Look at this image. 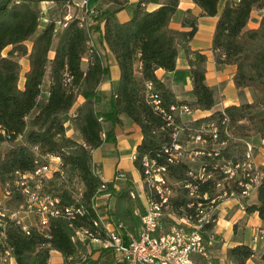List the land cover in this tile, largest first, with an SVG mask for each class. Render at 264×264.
I'll use <instances>...</instances> for the list:
<instances>
[{"label":"trees","instance_id":"1","mask_svg":"<svg viewBox=\"0 0 264 264\" xmlns=\"http://www.w3.org/2000/svg\"><path fill=\"white\" fill-rule=\"evenodd\" d=\"M43 1L0 0V185L12 192L0 207L12 211L25 200L20 188L13 183L16 171L35 170L44 163L36 161L39 156L44 159L43 156L53 154L60 157V165L44 180L43 189L59 196L62 204L80 205L81 202L86 211L75 218L72 225L63 214L51 218L48 234L35 224L26 232L15 219H8L6 243L12 247L17 264H49L52 249L61 251L68 262L79 260L86 251V244L73 238L75 227L83 225L96 230L99 214L93 199L105 192L111 193L108 213L112 221L122 222L124 229L139 225L143 205L131 179L121 182L116 189L112 181L101 177L100 165L93 157L96 148L106 141H115V127L123 122L122 115L136 122L142 130L143 137L133 160L141 175L142 161L147 156L167 163L173 181L192 179L188 174L191 163L169 162L165 151V147L174 142L175 127L180 130L176 141L183 144L202 126L215 123L217 136L203 134L207 137V147L199 157L214 176L193 181L201 194L208 192L210 197L224 191L241 194L246 211H257L264 221V165L257 167L261 174L255 183L256 199L249 201L242 193L250 179L247 173L255 172L254 166L243 165L247 160L249 138L255 135L264 138V13L257 26H248L252 10L264 8V0H226L218 16L212 39L215 60L218 64H235V86L251 87L254 93L253 100L230 104L223 109H214L218 98L206 81V54L190 46L199 15L187 9L182 18L183 28L170 26L179 0H138L133 15L124 21L118 20L117 11L125 7L128 0H99L95 8L83 4L82 16L61 18L59 25L55 16L41 22ZM53 1L63 10L73 3V0ZM194 1L201 6V14L218 13L219 0ZM149 3L159 5L149 10ZM28 40L32 42L30 48L26 44ZM9 45L11 47L7 48ZM181 47L190 65L192 100L177 98L156 73L159 67L176 68ZM109 53L120 66V77L107 94L99 90V85L110 75ZM23 55L29 59V69L21 86L19 57ZM153 93L158 94L161 106L173 115L170 123L164 112L151 102ZM80 97L82 100L77 103ZM103 101L108 103V108L102 107ZM183 103L211 112L183 120L171 110L172 104ZM66 122L73 125L76 135L67 133ZM107 123L110 127H106ZM4 143H8L6 148ZM238 161H241L239 177L225 179L220 166L224 162L235 166ZM75 178L82 186L80 191H76ZM223 178L222 186H218L217 182ZM188 193V187H176L172 203L178 215L193 211L194 198ZM220 200L218 198L216 204ZM0 219L6 220V215L0 214ZM215 225L216 221L205 225L203 235L214 233L219 240ZM0 249H4L2 243ZM254 254V248L247 243L230 246L227 250L228 258L236 264H247ZM70 255L72 259H68ZM199 257L202 264H217L214 259ZM260 258L264 264V251Z\"/></svg>","mask_w":264,"mask_h":264},{"label":"built area","instance_id":"2","mask_svg":"<svg viewBox=\"0 0 264 264\" xmlns=\"http://www.w3.org/2000/svg\"><path fill=\"white\" fill-rule=\"evenodd\" d=\"M79 1L82 5L87 3V0ZM42 20L48 21V16L45 15L43 10ZM151 102L156 109L164 112L169 123L173 120V115L165 107L161 106V100L157 93L151 94ZM171 110L180 115L183 120L188 119L187 116L194 111L187 103L172 104ZM217 130L215 123H209L208 127L202 126L198 133L190 134V138L186 143L182 144L176 141L180 130L177 129V126L175 127L173 133L174 142L172 145L166 146L165 151L168 152L169 162L185 161L191 163L192 167L188 174L192 179L173 181L168 174L167 163H161L156 158H153V161H142V164H147L150 186H157V193H152V197H157V205H150L149 200H145V192H149V190H142L136 186L139 199L143 205V214L148 215V223L145 226L144 235L130 236L122 229L120 221L116 223L107 222V228L111 230V237H104L102 233H99V237L86 238V241L88 243L98 242L102 248L112 250L115 254L112 264H133L134 255H141L142 259H146V264H198L195 259L196 254L209 257L210 248L214 244L215 234L208 232L204 236L202 229L208 223L217 221V212L207 211V204L216 203L218 198L221 199L224 196L236 195L234 192L228 194L227 191H224L218 194L217 197H210L208 192L201 194L198 190V184L193 181V179L204 181L214 176L213 171L207 170V165L201 162L199 157L206 152L207 147V137L203 134L209 133V135L216 137ZM193 142H198L200 145L192 146ZM34 148L38 149L37 146ZM43 158L39 156L36 161L40 163L50 158V161L54 163V168L50 167V162V164H39L35 170H17L13 183L20 188L25 200L18 208L12 211L0 207V212H6V220H0V243L4 245V249H0V264H17L12 247L6 243L8 219H15L26 232L30 231L32 224H35L40 231L48 234L50 219L60 216V209L77 210L84 215V205L81 202L80 205H73V203L62 204L59 196L48 193L43 189L44 180L49 176L48 173H54V170L59 168L60 157L47 154ZM132 158L133 160L136 158L134 154ZM243 165L248 168L255 167V172L252 175L247 173L250 179L245 184V189L242 192L243 195H246L249 193L251 186L254 185V188H256L253 181L257 183L261 174L260 172L257 173L258 166L254 162L253 145L250 142H248L247 160ZM214 166L216 167L217 165ZM220 169L223 171L225 179L239 177L241 161H238L235 166H231L229 162H224ZM125 177L124 171L118 170L110 181L113 182L114 187H118L117 182L125 179ZM254 177L257 178L254 180ZM224 178L217 182L218 186H222ZM239 184L241 185V179H239ZM179 185L189 188L188 195L194 198L191 206L193 205V209L201 212V222L186 223L185 225L178 222V220L184 221L183 216L178 215L173 210L172 201L176 194V187ZM5 194L8 197L12 192L11 190H6ZM103 194L111 196L110 192ZM24 214L34 216V219L29 222L24 217ZM75 233H77V236H85V234H80L76 229ZM194 234H202V243L192 244V236ZM72 258L73 255L68 257V259Z\"/></svg>","mask_w":264,"mask_h":264},{"label":"crops","instance_id":"3","mask_svg":"<svg viewBox=\"0 0 264 264\" xmlns=\"http://www.w3.org/2000/svg\"><path fill=\"white\" fill-rule=\"evenodd\" d=\"M88 3L91 0H87ZM138 0H128L125 7L117 11V18L120 21L129 19L133 13ZM226 0H219L218 13L216 15L201 14L202 8L194 0H179L177 11L170 21V26L176 29L183 28L182 18L184 12L190 9L193 14L199 15L198 17V28L193 36L190 46L192 49L200 50L207 56L206 60V81L216 91L218 102L214 106V109H223L225 106L230 104H239L244 101L253 100L254 93L251 87L237 88L235 86L233 75L236 71L235 64H218L215 60L214 52L212 49V39L215 31L216 23L219 14L221 13ZM43 7H47L44 11L49 13L50 17H54V10L52 9L55 5L53 0H45L42 2ZM87 3V4H88ZM99 4V0H95L93 5H88L89 8H95ZM158 3H149L147 8L149 10L154 9L158 6ZM264 13V8H254L251 12V16L248 21L249 27H255L259 24L260 19ZM108 61L110 64V75L106 76L99 85V90L103 93L109 94L115 82L120 77V66L112 54H108ZM29 69V62L26 66L22 67L23 81L20 85H24L25 72ZM181 70L185 71L184 77L179 76ZM157 75L166 83V85L175 93L179 99H194L192 95V77L191 70L188 61L187 54L184 48H179L177 56V64L174 70H166L163 67H159L156 70ZM210 110L194 109L192 114L187 116L188 119L198 118L201 116L208 115ZM123 122L115 127L116 139L115 141H106L102 146L96 148L93 151L94 160L100 165V175L106 180L113 179L116 168H121L126 172L136 168L134 161L130 159V154L136 151L137 145L141 142L143 134L141 127L125 115H122ZM75 133V131H74ZM69 134V133H68ZM77 134V131H76ZM71 135V134H69ZM260 152H257L258 165H264V138L257 135L249 138ZM131 147V153L122 154L120 150ZM119 156V157H118ZM101 160L109 161L110 168L107 174H104L103 164ZM256 163V164H257ZM139 172V171H138ZM140 181L137 182V187L143 190L142 175L140 173ZM138 192V191H137ZM0 203L4 202L7 196L4 194L3 188L0 185ZM254 199H256V190L254 191ZM97 203V204H96ZM112 203L111 196L99 194L93 199V204L96 206L100 218L103 223L107 225V222L112 221L108 213V207ZM27 221L34 219V216L24 214ZM219 217V218H218ZM240 218L247 219L243 226H234ZM217 220L215 225V233L220 237L217 242H221L220 246H211L210 255L216 260L217 264H236L229 260L227 256V250L230 246L247 243L253 248V236L255 235L256 228L262 227L264 229V221L259 216L258 212L248 213L242 205L239 196L232 195L228 198H222L217 207ZM264 242V241H263ZM255 250V248H254ZM264 251L256 252L247 260V264H262L260 255ZM115 258V254L112 250L102 248L98 242H90L86 244V251L82 252L79 260L74 262H68L65 256L58 249H52L50 252L49 264H88L93 259L92 264H112Z\"/></svg>","mask_w":264,"mask_h":264},{"label":"rangeland","instance_id":"4","mask_svg":"<svg viewBox=\"0 0 264 264\" xmlns=\"http://www.w3.org/2000/svg\"><path fill=\"white\" fill-rule=\"evenodd\" d=\"M94 1L95 0H91L89 3H88V1H87V3H88V5H93V3H94ZM43 4V3H42ZM43 6V5H42ZM81 6H82V4H81V2L79 1V0H73V3L72 4H69L67 7H66V9L65 10H63V8H62V6L59 4V3H56L55 5H53V7H52V9L54 10V15H55V17H58V21H57V24L59 25L60 23H61V18H62V20H67V19H69L70 17H72V16H74V15H78V16H82V13H81ZM47 7H43V9L45 10ZM48 9V8H47ZM43 10V11H44ZM64 11V12H63ZM45 12V11H44ZM45 15L46 16H48V17H50L49 16V13H46L45 12ZM41 22H43V23H45L46 21H42L41 20ZM31 41L30 40H28V41H26V44H27V46H28V48H30V46H31ZM11 47V45H9L7 48H10ZM5 52H6V50H5ZM19 60H20V62H21V66L23 67L24 65L26 66V64H27V62H29V59H28V57H27V55H23V56H21V57H19ZM85 64H86V59L84 58V61H83V66H85ZM184 75H185V71L184 70H181V72L179 73V76H181V77H184ZM20 81H21V83H22V81H23V74H21V77H20ZM47 85H48V82H47V79H46V82L44 83V89L46 90V88H47ZM45 90H44V92H43V95L44 96H46L47 95V92H45ZM81 100H82V98L80 97L79 99H78V101H77V103H80L81 102ZM107 100V99H106ZM102 107L103 108H108V103L107 102H105V101H103V103H102ZM192 114V113H191ZM66 127H67V133H69V134H71V135H76V130H75V128L73 127V125L70 123V122H66ZM106 127H110V123H107L106 124ZM74 131H75V133H74ZM197 145H200L198 142H193L192 143V146H197ZM252 145H253V157H254V162L255 163H257V161H258V158H257V152H260L259 150H258V147H256L253 143H252ZM4 146H5V148L8 146V143H4ZM131 151H132V148L131 147H128V148H125L124 150H120V153H121V155L124 153V154H129V153H131ZM135 151H133L131 154H130V159L131 160H133V158H132V155H133V153H134ZM263 154V157H264V153H262ZM119 157V156H118ZM43 162L44 163H47V164H50V158L49 159H45V160H43ZM102 164H103V169H104V174H107V171L109 170V168H110V164H109V161H107V160H101L100 161ZM54 163L53 162H51V165H50V167L51 168H54V165H53ZM257 166H259L258 165V163L256 164ZM100 170V169H99ZM118 170H122L121 168H116V171H115V174L117 173V171ZM124 171V173H125V175H126V177H125V179L123 180H119L118 182H117V185H118V187H115L116 189H119L120 188V186H121V182H123V181H125V180H127V179H131V181H132V184H133V189H135L136 191H137V182H139L140 181V171L138 172L136 169H132L131 171H130V173L129 172H126L125 170H123ZM258 172H260V169L257 171V173ZM47 173H48V171H47ZM51 174H53V173H51V172H49L48 173V175L49 176H47V178H49V177H51L52 175ZM115 174H114V176H115ZM114 176H113V178H114ZM257 177H254V180L256 179ZM74 181H75V188H76V191H80L81 190V188H82V186H81V184H79L78 183V179L77 178H75L74 179ZM253 183H256V181H253ZM3 191H4V194H5V190L3 189ZM254 191H255V188H254V185L253 186H251V188H250V190H249V193H247L246 194V197H248L250 200H252V199H254V197H255V193H254ZM1 194V193H0ZM6 195V194H5ZM7 196V195H6ZM241 196V195H240ZM239 196V198H240V200H241V197ZM224 198H228V196L226 197V196H224ZM222 199V198H221ZM241 203H242V201H241ZM242 205H243V203H242ZM219 218V217H218ZM246 220L247 219H245V218H240L237 222H235V227L238 229V227H241V226H243V224H244V222H246ZM218 221V220H217ZM178 222H180L181 224H183V225H185L186 223L184 222V221H181V220H178ZM217 234V233H216ZM264 229L262 228V227H257L256 228V232H255V235L253 236V241H252V243H253V246H254V248H255V250H256V252H260L261 250H263V248H264ZM221 242L222 241H220V242H217V239L215 238V240H214V244L213 245H215V246H220V244H221ZM228 256V255H227ZM195 258H196V260H197V262H198V264H202L203 263V261H201V259H200V257H199V255L198 254H196L195 255ZM207 259H209V260H212L213 258L211 257V255L209 256V257H206ZM230 260V259H229ZM91 262H89L88 264H92L93 263V259H91L90 260Z\"/></svg>","mask_w":264,"mask_h":264},{"label":"bare ground","instance_id":"5","mask_svg":"<svg viewBox=\"0 0 264 264\" xmlns=\"http://www.w3.org/2000/svg\"><path fill=\"white\" fill-rule=\"evenodd\" d=\"M135 157V152L133 153ZM145 161H153L152 158H148L147 156L144 157ZM142 182H143V190H149V192H145V200H149L150 205H157V197H152V193H157V186H150V180H148V170H147V164H143V174H142ZM138 196L139 193L137 192ZM95 198V196H94ZM97 204V203H96ZM76 205V204H73ZM94 208L96 209V206L93 204ZM98 207V206H97ZM218 204L216 203H210L207 204V211L209 212H217ZM86 209L84 207V213ZM97 211V209H96ZM98 212V211H97ZM1 216H5V212H0ZM60 214H63L70 220V224L72 225V221L77 218L78 216H81L79 211L77 210H71V209H60ZM183 220L185 223H194V222H201V212L193 209L192 212L189 214H184ZM2 220V219H0ZM96 223V230L89 229L86 226H76L75 229L80 234H85V236H77V233L73 236V238L80 239L84 244H88V241H86V238H96L99 237V233H102V236L104 237H111V230L110 228H107V225L103 223V220L98 218V220L95 221ZM148 223V215L141 214V221L139 225L133 229H124V225L121 222L122 229H124L127 234L130 236H137V235H144L145 226H147ZM202 243V234H194L192 236V244H199ZM133 264H146V259H142L141 255H134L133 256Z\"/></svg>","mask_w":264,"mask_h":264}]
</instances>
